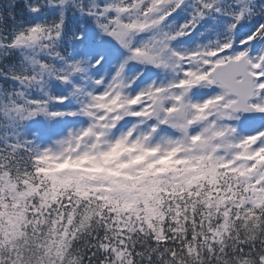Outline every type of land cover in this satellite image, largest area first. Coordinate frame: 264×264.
<instances>
[{
  "label": "snow or ice",
  "instance_id": "obj_1",
  "mask_svg": "<svg viewBox=\"0 0 264 264\" xmlns=\"http://www.w3.org/2000/svg\"><path fill=\"white\" fill-rule=\"evenodd\" d=\"M0 264H264V0H0Z\"/></svg>",
  "mask_w": 264,
  "mask_h": 264
}]
</instances>
